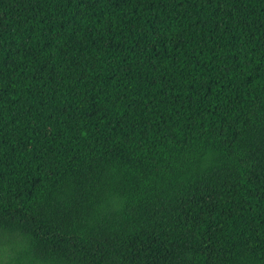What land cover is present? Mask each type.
Here are the masks:
<instances>
[{
	"label": "trees",
	"instance_id": "16d2710c",
	"mask_svg": "<svg viewBox=\"0 0 264 264\" xmlns=\"http://www.w3.org/2000/svg\"><path fill=\"white\" fill-rule=\"evenodd\" d=\"M0 264H264V0H0Z\"/></svg>",
	"mask_w": 264,
	"mask_h": 264
}]
</instances>
